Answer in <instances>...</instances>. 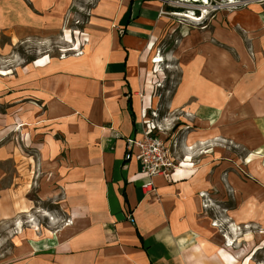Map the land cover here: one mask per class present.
I'll list each match as a JSON object with an SVG mask.
<instances>
[{
    "label": "crops",
    "instance_id": "0c3cea01",
    "mask_svg": "<svg viewBox=\"0 0 264 264\" xmlns=\"http://www.w3.org/2000/svg\"><path fill=\"white\" fill-rule=\"evenodd\" d=\"M31 1L49 26L71 2ZM166 2L96 0L81 26L88 36L81 53L24 62L0 76L6 123L24 121L28 144L38 141L45 168L39 196L54 197L68 221L54 232L42 231L37 256L25 244L23 264H235L209 224L217 211L203 203L209 187H221L219 173L227 163L216 141L225 134L238 140V129L224 131L222 105L207 103L203 77L193 74L196 85L185 71L180 96L168 102L187 115L179 119V135L157 132L176 163L152 178L153 190L142 188L140 162L125 159L126 137H138L146 120L165 124L149 66ZM193 92L199 101L187 102ZM15 201L0 197V221L20 210ZM229 215L238 219L237 209ZM26 232L29 239L36 236Z\"/></svg>",
    "mask_w": 264,
    "mask_h": 264
},
{
    "label": "rangeland",
    "instance_id": "374dc122",
    "mask_svg": "<svg viewBox=\"0 0 264 264\" xmlns=\"http://www.w3.org/2000/svg\"><path fill=\"white\" fill-rule=\"evenodd\" d=\"M166 1V18L152 41V58L160 54L164 61L149 66L154 72L151 81L158 116L165 122L161 130L181 133L179 119L187 112L167 105L173 96H180L177 89L184 72L190 71L196 85L197 77H203L207 103L222 105L224 131L236 128L239 136L232 140L225 134L216 141L227 163L219 173L221 187L213 184L207 189L203 206L217 211L209 224L217 228L222 248L235 258V264H264V0H208L217 8L207 9L199 21L171 12L199 15L193 8L201 0L175 5ZM95 2L71 0L52 19L56 24L49 26L31 0H0V76L24 62L77 55L79 45L87 43L80 41L81 26ZM198 94L187 102L199 101ZM5 112L0 100V197H13L20 210L0 221V264H23L25 244L37 256L42 231L54 232L68 221L54 197L42 201L39 196L45 168L40 165L38 141L28 144L24 121L7 124ZM231 209H237L238 219H231ZM26 231L36 236L29 239Z\"/></svg>",
    "mask_w": 264,
    "mask_h": 264
},
{
    "label": "built area",
    "instance_id": "2783aa9c",
    "mask_svg": "<svg viewBox=\"0 0 264 264\" xmlns=\"http://www.w3.org/2000/svg\"><path fill=\"white\" fill-rule=\"evenodd\" d=\"M168 1L173 5H175V3L181 4L182 2H185L184 0ZM193 2L198 1L193 0ZM211 5L212 3H209L208 0H201L200 4H194L195 7L193 9L200 12L198 15V17H200L203 12L208 11L207 9H215L214 7L216 6ZM198 6L204 8H199ZM193 12L195 13V11ZM171 13H181V11L173 10ZM80 36V41L84 40L85 43L88 41L86 33L83 32ZM79 53H81L80 45L77 54ZM153 116H156L155 111L153 112ZM159 131H163L161 130L160 124H156L151 120H146L145 130H143L138 137L128 136L125 139V159L133 157L140 162L142 172L146 177L145 182L142 184V188L148 191L154 189L152 178L169 172L172 168H174L176 163V157L171 153L169 145L166 143L165 139L157 133Z\"/></svg>",
    "mask_w": 264,
    "mask_h": 264
},
{
    "label": "bare ground",
    "instance_id": "6f19581e",
    "mask_svg": "<svg viewBox=\"0 0 264 264\" xmlns=\"http://www.w3.org/2000/svg\"><path fill=\"white\" fill-rule=\"evenodd\" d=\"M204 11V10H203ZM174 15L176 16H183V17H186L188 18L189 20H192V21H199L200 19H202L201 17H198V15H195V14H186L185 12H182V13H174ZM206 15V14H205ZM164 61V58L161 57V55H157L155 56V58H151V62L153 63H160V62H163Z\"/></svg>",
    "mask_w": 264,
    "mask_h": 264
}]
</instances>
